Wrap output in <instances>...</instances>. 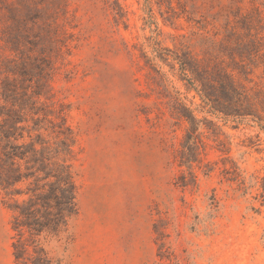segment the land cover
<instances>
[{"label": "rangeland", "instance_id": "374dc122", "mask_svg": "<svg viewBox=\"0 0 264 264\" xmlns=\"http://www.w3.org/2000/svg\"><path fill=\"white\" fill-rule=\"evenodd\" d=\"M4 80L76 138L62 264H264V0H0Z\"/></svg>", "mask_w": 264, "mask_h": 264}, {"label": "trees", "instance_id": "16d2710c", "mask_svg": "<svg viewBox=\"0 0 264 264\" xmlns=\"http://www.w3.org/2000/svg\"><path fill=\"white\" fill-rule=\"evenodd\" d=\"M1 98L0 189L13 212L15 264H62L44 239L66 231L78 214L76 138L63 117H47L27 83L4 80Z\"/></svg>", "mask_w": 264, "mask_h": 264}]
</instances>
